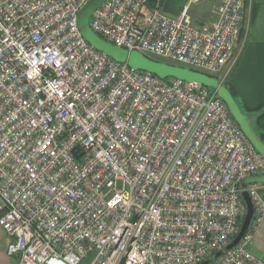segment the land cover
Listing matches in <instances>:
<instances>
[{
    "label": "built area",
    "instance_id": "2783aa9c",
    "mask_svg": "<svg viewBox=\"0 0 264 264\" xmlns=\"http://www.w3.org/2000/svg\"><path fill=\"white\" fill-rule=\"evenodd\" d=\"M89 1L0 0L8 256L19 264H264L250 250L264 221L263 184L248 186L254 218L227 251L246 212L242 185L264 175V156L216 92L93 48L78 26ZM199 1L172 17L160 0L152 9L150 0H107L90 27L112 45L220 81L248 0H222L198 27L188 10Z\"/></svg>",
    "mask_w": 264,
    "mask_h": 264
},
{
    "label": "water",
    "instance_id": "95a60500",
    "mask_svg": "<svg viewBox=\"0 0 264 264\" xmlns=\"http://www.w3.org/2000/svg\"><path fill=\"white\" fill-rule=\"evenodd\" d=\"M106 1L107 0H90L79 14L78 26L81 34L93 48H95L99 52L104 53L118 63L127 64L135 71L148 72L162 79L175 78L184 82L199 84L205 88L210 89L212 92H216L218 97L222 99L227 105L232 117L244 132V134L247 136V138L250 140L252 145L260 154L264 156V144L254 133L251 125V117L243 112L238 101L234 98L230 90L223 84H221L220 81L200 72L157 61L139 52H129L128 50L112 45L99 37L90 27V17ZM252 184L264 185V175L247 179L242 185V188L244 190L242 193V198L246 205L247 212L241 225L239 234L227 247V251L234 249L240 244L241 240L248 232L253 221L255 213L254 204L251 200L250 195L246 191L248 186ZM220 255V253L217 254L215 256V259L219 258ZM211 263L212 260L206 261L202 264Z\"/></svg>",
    "mask_w": 264,
    "mask_h": 264
},
{
    "label": "crops",
    "instance_id": "0c3cea01",
    "mask_svg": "<svg viewBox=\"0 0 264 264\" xmlns=\"http://www.w3.org/2000/svg\"><path fill=\"white\" fill-rule=\"evenodd\" d=\"M250 7V20L241 32L229 69L231 71L230 83L243 104L256 109L264 104V8L253 17L252 1ZM161 8L169 15H173L165 11L163 6ZM255 118H251V122ZM262 194L264 196V187ZM9 243L10 237L0 227V264H19L18 258L9 257L7 254ZM250 250L256 257L264 260V221L250 245Z\"/></svg>",
    "mask_w": 264,
    "mask_h": 264
},
{
    "label": "rangeland",
    "instance_id": "374dc122",
    "mask_svg": "<svg viewBox=\"0 0 264 264\" xmlns=\"http://www.w3.org/2000/svg\"><path fill=\"white\" fill-rule=\"evenodd\" d=\"M221 1L222 0H200L197 4H190L189 10H188V12H189L188 18H189V20L192 21V25H194V26L196 25V26L200 27V26H204V25L208 24V22L212 19V14H213L214 9L221 3ZM251 1L252 0L247 1L242 31H243L244 26L250 20V8H251L250 4H251ZM162 2L164 4L169 3V5L174 6L175 9L179 10L181 8H184L185 5H188L190 0H163ZM166 14L169 15L168 13H166ZM169 16L178 17L179 15H169ZM153 59L159 60V61H161L163 63H167V64L178 65V64H176V62H172L170 60H166L163 58L153 57ZM230 75H231V71L229 70V68H227L222 72V74H220L218 76V79H220V81H222V82L229 81L231 78ZM245 211L247 212L246 208L243 211V213ZM246 212L244 213L245 215H246Z\"/></svg>",
    "mask_w": 264,
    "mask_h": 264
},
{
    "label": "trees",
    "instance_id": "16d2710c",
    "mask_svg": "<svg viewBox=\"0 0 264 264\" xmlns=\"http://www.w3.org/2000/svg\"><path fill=\"white\" fill-rule=\"evenodd\" d=\"M163 0L160 1L162 6L164 7V10L169 12L170 14L173 15H180L181 11L183 8L177 10L173 8V6L169 5V3L164 4L162 2ZM157 3V0H150L149 8H155V4ZM264 8V0H252V16L255 17L256 14ZM156 60V59H155ZM159 61V60H157ZM161 62V61H160ZM225 87H227L234 98L238 101L241 109L246 115H249L251 118L256 117L255 120H253V123L251 122L252 128L254 130V133L256 136L260 139V141L264 144V104L261 105L260 107L256 109H251L247 107L246 105L243 104L241 101L237 91L235 88L232 86V84L229 81H225L222 83ZM245 215L242 217V223L244 221Z\"/></svg>",
    "mask_w": 264,
    "mask_h": 264
}]
</instances>
